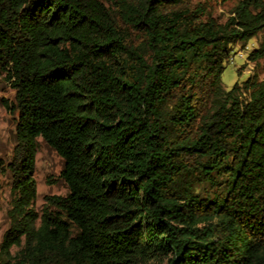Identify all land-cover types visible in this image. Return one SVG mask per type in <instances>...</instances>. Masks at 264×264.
Instances as JSON below:
<instances>
[{
	"label": "trees",
	"instance_id": "trees-1",
	"mask_svg": "<svg viewBox=\"0 0 264 264\" xmlns=\"http://www.w3.org/2000/svg\"><path fill=\"white\" fill-rule=\"evenodd\" d=\"M215 1L0 0L17 114L0 264H264V80L221 86L264 0H221L224 23ZM37 139L67 188L40 215Z\"/></svg>",
	"mask_w": 264,
	"mask_h": 264
},
{
	"label": "rangeland",
	"instance_id": "rangeland-1",
	"mask_svg": "<svg viewBox=\"0 0 264 264\" xmlns=\"http://www.w3.org/2000/svg\"><path fill=\"white\" fill-rule=\"evenodd\" d=\"M106 3V0H100ZM233 2L223 3L217 0L210 5V15L219 23H224ZM264 34L260 33L256 39L247 43L241 50L240 45L233 49L232 62H228L221 76V86L224 90H230L234 84H241L249 75L255 72L259 80H264V60L257 63H249L248 54L263 42ZM239 72V74H238ZM15 92L11 85L3 77L0 78V166H5L12 157L14 147V133L17 120L16 113H10L7 107L12 106ZM37 151L34 162L33 179L36 186V199L33 205L34 211L40 215L45 207V199L48 197H64L67 188L60 173L63 169V161L41 139H37ZM10 176L0 174V242L3 234L9 227L7 211L10 202ZM156 264V263H153Z\"/></svg>",
	"mask_w": 264,
	"mask_h": 264
},
{
	"label": "bare ground",
	"instance_id": "bare-ground-1",
	"mask_svg": "<svg viewBox=\"0 0 264 264\" xmlns=\"http://www.w3.org/2000/svg\"><path fill=\"white\" fill-rule=\"evenodd\" d=\"M230 62H232L231 59H230Z\"/></svg>",
	"mask_w": 264,
	"mask_h": 264
},
{
	"label": "built area",
	"instance_id": "built-area-1",
	"mask_svg": "<svg viewBox=\"0 0 264 264\" xmlns=\"http://www.w3.org/2000/svg\"><path fill=\"white\" fill-rule=\"evenodd\" d=\"M231 61H232V59H231Z\"/></svg>",
	"mask_w": 264,
	"mask_h": 264
}]
</instances>
